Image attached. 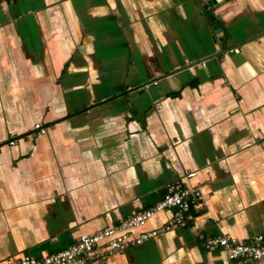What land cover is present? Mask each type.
<instances>
[{"label":"crops","instance_id":"crops-1","mask_svg":"<svg viewBox=\"0 0 264 264\" xmlns=\"http://www.w3.org/2000/svg\"><path fill=\"white\" fill-rule=\"evenodd\" d=\"M176 180L200 212L87 264H224L206 239L264 238V0L1 3L0 264L113 227Z\"/></svg>","mask_w":264,"mask_h":264},{"label":"built area","instance_id":"built-area-1","mask_svg":"<svg viewBox=\"0 0 264 264\" xmlns=\"http://www.w3.org/2000/svg\"><path fill=\"white\" fill-rule=\"evenodd\" d=\"M13 0H0L11 2ZM201 62L198 65H202ZM33 129L44 134L46 129L37 123ZM9 141V145H14ZM194 172L185 171L183 179L189 180ZM203 201L200 193L181 180L169 184L163 198L152 207L138 212L119 224L105 228L91 235L80 236L75 243L66 249L41 258L30 255H15L5 259L2 264H87L90 261L104 260L116 254L123 253L128 248L142 245L160 233L183 227L188 214L202 210ZM172 211L171 217L159 228L141 231L132 236L131 230L142 228L155 214L163 211ZM207 249H221L227 262L224 264H252L264 258V238L257 236L248 242H240L228 236L208 238L204 242Z\"/></svg>","mask_w":264,"mask_h":264},{"label":"water","instance_id":"water-1","mask_svg":"<svg viewBox=\"0 0 264 264\" xmlns=\"http://www.w3.org/2000/svg\"><path fill=\"white\" fill-rule=\"evenodd\" d=\"M207 5H210V3L209 2H207ZM208 16H210V13L209 12H207L206 13Z\"/></svg>","mask_w":264,"mask_h":264}]
</instances>
